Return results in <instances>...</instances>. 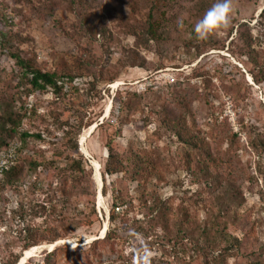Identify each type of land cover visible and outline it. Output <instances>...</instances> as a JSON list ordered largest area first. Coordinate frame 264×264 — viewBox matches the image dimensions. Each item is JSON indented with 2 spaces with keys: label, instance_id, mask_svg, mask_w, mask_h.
Wrapping results in <instances>:
<instances>
[{
  "label": "rangeland",
  "instance_id": "rangeland-1",
  "mask_svg": "<svg viewBox=\"0 0 264 264\" xmlns=\"http://www.w3.org/2000/svg\"><path fill=\"white\" fill-rule=\"evenodd\" d=\"M214 2L0 0V264L35 242L24 264H141L145 245L151 264H264V0L200 40ZM218 220L241 240L225 259L199 247Z\"/></svg>",
  "mask_w": 264,
  "mask_h": 264
},
{
  "label": "trees",
  "instance_id": "trees-1",
  "mask_svg": "<svg viewBox=\"0 0 264 264\" xmlns=\"http://www.w3.org/2000/svg\"><path fill=\"white\" fill-rule=\"evenodd\" d=\"M262 13L264 14V9L262 10ZM150 26L151 28L153 27V25L149 24V27ZM10 55L16 61V64L21 68L22 72H24V75L30 76V84L34 90H45L48 87L58 89L60 87V80L56 74L34 67L16 52H10ZM11 132L15 133L16 129L11 128ZM22 135L26 138L30 134L24 132ZM108 153V158L105 164V173L107 175H114L115 173L121 172L122 164L118 162V159L112 148L108 147ZM9 169H13V166H10L6 171L9 172ZM124 206H126V208L128 207V201L125 199V197L123 195L121 196L119 193H113V200L110 205V219L112 221L116 219V215L120 211H122L121 213L125 212L126 208L124 209ZM87 219H89V216H87ZM84 222L86 223V220ZM90 223H92V220H90L89 224ZM213 230L214 234H212ZM108 234L109 233L106 234L104 240L110 237ZM202 234L204 243L201 244L200 242V250L207 248L211 251L214 250L213 252L219 251V258L225 259L224 257L228 256V253H230L231 250L241 249L240 238L230 233L226 228V225L222 226L220 224V220L207 224ZM98 240H95V244ZM36 243L37 242L27 245L25 247V251L27 248L29 249L30 246H33Z\"/></svg>",
  "mask_w": 264,
  "mask_h": 264
},
{
  "label": "clouds",
  "instance_id": "clouds-1",
  "mask_svg": "<svg viewBox=\"0 0 264 264\" xmlns=\"http://www.w3.org/2000/svg\"><path fill=\"white\" fill-rule=\"evenodd\" d=\"M232 0H215L202 17L195 23L194 32L198 39L207 40L210 36L230 27L232 21ZM162 198H167L162 196ZM141 264H151L153 256L148 246L138 249Z\"/></svg>",
  "mask_w": 264,
  "mask_h": 264
},
{
  "label": "bare ground",
  "instance_id": "bare-ground-1",
  "mask_svg": "<svg viewBox=\"0 0 264 264\" xmlns=\"http://www.w3.org/2000/svg\"><path fill=\"white\" fill-rule=\"evenodd\" d=\"M107 113H108V110H107L106 114H107ZM94 126H95V124L91 125L90 128L88 129L87 134H84V135L81 136V140H82V142H83V148H84V149H86V148H85V145H84V142L86 141L87 136H88L90 133H92ZM95 172H96V178H97V180H98L99 182H101V180H100V172H99V168H97V169L95 170ZM99 197L101 198L102 195L100 194ZM106 224H107V223H106ZM105 229H106V228H105ZM60 243H61V242H60ZM37 249H38L37 246H33V247L27 249V250L24 252L23 256L21 257L20 261H19L17 264H24V263L26 262V260H27L29 257L33 256V255L35 254V252H37Z\"/></svg>",
  "mask_w": 264,
  "mask_h": 264
},
{
  "label": "built area",
  "instance_id": "built-area-1",
  "mask_svg": "<svg viewBox=\"0 0 264 264\" xmlns=\"http://www.w3.org/2000/svg\"><path fill=\"white\" fill-rule=\"evenodd\" d=\"M8 150L11 153H9L7 155L4 154L3 156L0 157V173L7 170L14 163L15 154L14 153L12 154V152L14 151V148H9Z\"/></svg>",
  "mask_w": 264,
  "mask_h": 264
},
{
  "label": "water",
  "instance_id": "water-1",
  "mask_svg": "<svg viewBox=\"0 0 264 264\" xmlns=\"http://www.w3.org/2000/svg\"><path fill=\"white\" fill-rule=\"evenodd\" d=\"M96 127H97V124H95V126H94L93 130H94Z\"/></svg>",
  "mask_w": 264,
  "mask_h": 264
}]
</instances>
